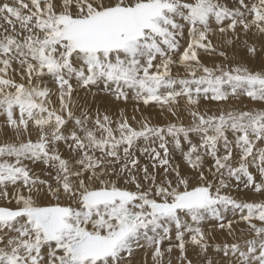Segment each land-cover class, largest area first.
<instances>
[{"label": "snow or ice", "instance_id": "6c2138e0", "mask_svg": "<svg viewBox=\"0 0 264 264\" xmlns=\"http://www.w3.org/2000/svg\"><path fill=\"white\" fill-rule=\"evenodd\" d=\"M261 51L264 0H0V264H264Z\"/></svg>", "mask_w": 264, "mask_h": 264}, {"label": "rangeland", "instance_id": "374dc122", "mask_svg": "<svg viewBox=\"0 0 264 264\" xmlns=\"http://www.w3.org/2000/svg\"><path fill=\"white\" fill-rule=\"evenodd\" d=\"M238 53H239V56L240 57L246 58L245 57V54H244V52L242 50H238ZM260 56H261V59L260 60H258V61H249V62L258 68L259 67V64L261 63V61H264V51H261ZM233 103H237V102H233ZM243 103L248 104L249 107H252V105L247 100H245ZM127 105H128L129 110L131 108V110L133 111V105H132V103H129ZM209 107H212L214 109L216 106L215 105H209ZM142 111H143V113H144L145 116L152 117L153 123L163 122V119H162V117L159 116L157 110H154V109H151V108H149V109L141 108V112ZM177 158H178V154H177ZM190 256L195 261V259H196L195 256L192 255V254H190ZM140 262L141 261H139V257H137V264H140Z\"/></svg>", "mask_w": 264, "mask_h": 264}, {"label": "bare ground", "instance_id": "6f19581e", "mask_svg": "<svg viewBox=\"0 0 264 264\" xmlns=\"http://www.w3.org/2000/svg\"><path fill=\"white\" fill-rule=\"evenodd\" d=\"M115 107H124V108H126L127 109V112H128V114L131 116L132 115V113H133V111L131 110V108H130V110H129V108H128V105H124V104H120V105H118V106H115ZM143 112V111H142ZM137 116L139 117V114H137ZM178 156H179V154H178ZM139 257V261H142L143 260V255L141 254V255H139L138 256Z\"/></svg>", "mask_w": 264, "mask_h": 264}]
</instances>
